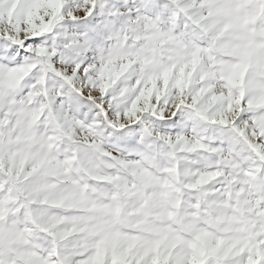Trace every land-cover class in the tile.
Masks as SVG:
<instances>
[{"label":"snow or ice","instance_id":"snow-or-ice-1","mask_svg":"<svg viewBox=\"0 0 264 264\" xmlns=\"http://www.w3.org/2000/svg\"><path fill=\"white\" fill-rule=\"evenodd\" d=\"M0 264H264V0H0Z\"/></svg>","mask_w":264,"mask_h":264}]
</instances>
